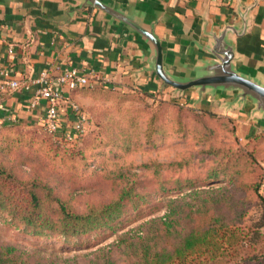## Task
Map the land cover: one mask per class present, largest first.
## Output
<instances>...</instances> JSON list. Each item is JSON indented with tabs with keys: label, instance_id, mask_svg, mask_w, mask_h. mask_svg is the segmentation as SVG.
<instances>
[{
	"label": "rangeland",
	"instance_id": "rangeland-1",
	"mask_svg": "<svg viewBox=\"0 0 264 264\" xmlns=\"http://www.w3.org/2000/svg\"><path fill=\"white\" fill-rule=\"evenodd\" d=\"M184 93L126 86L101 90L98 100L82 94L93 100L78 102L89 116L83 145L48 137L34 123L1 124L0 162L47 183L73 210L91 211L125 187L149 202L136 209L130 202L112 226L70 240L0 218V248H17L24 264H145L144 242L166 263L264 264V208L255 192L262 181L264 195V144H249L257 133L247 140L232 120L210 117ZM212 223L219 230L205 241L192 234Z\"/></svg>",
	"mask_w": 264,
	"mask_h": 264
},
{
	"label": "crops",
	"instance_id": "crops-1",
	"mask_svg": "<svg viewBox=\"0 0 264 264\" xmlns=\"http://www.w3.org/2000/svg\"><path fill=\"white\" fill-rule=\"evenodd\" d=\"M123 8H132L144 19L158 17L155 31L162 40L165 63L170 69L181 63H199L211 56L196 41L209 43L208 31H220L225 24L241 21L238 7L256 1L250 12V28L237 40V68L264 80V0H106ZM83 0H0V66L12 75L27 79L28 87L0 92V125L8 122L41 123L43 108H32L42 71L55 78L66 67L95 71L108 86H132L147 93L165 91L162 81L145 68L142 58L148 47L122 22L106 12L85 6ZM14 47V54L9 48ZM100 83V82H99ZM97 83V84H99ZM96 85V84H95ZM194 102L198 93H185ZM80 104L93 100L78 92L69 94ZM232 96L204 93L196 106H208L219 114L235 117L239 132L247 140L264 129V118L251 114L249 104L230 107ZM67 126L76 120L67 104L61 110Z\"/></svg>",
	"mask_w": 264,
	"mask_h": 264
},
{
	"label": "trees",
	"instance_id": "trees-1",
	"mask_svg": "<svg viewBox=\"0 0 264 264\" xmlns=\"http://www.w3.org/2000/svg\"><path fill=\"white\" fill-rule=\"evenodd\" d=\"M117 88L119 87H112L108 86L106 83H99L93 86H86L72 90L70 93L78 92L98 100L99 96H101V90L107 91ZM172 89L173 88L170 87L165 91H157L156 94H165V92H169ZM145 93L153 95L147 92ZM87 110L91 111L90 108ZM204 112L210 117L228 118L233 121L237 128H239V122L233 116L218 115L217 112L211 109H206ZM97 120H99V117ZM34 126L44 131L48 137L53 138L55 136L45 129L42 121L41 123L34 124ZM86 135L87 133L80 135V137L78 136V140L73 142L67 141L64 138L59 139L56 137V139L60 142H66L69 144L81 141V144L83 145L86 140ZM258 143L262 145L264 144V131L258 132L254 138L249 141V144ZM259 151H261L260 147ZM176 164L181 166L183 162L180 161ZM210 177L212 178L211 180H218L216 173L211 174ZM260 186H262V181L255 184V192L262 207L264 208V195L260 193ZM145 198V195L135 192L133 187H125L120 191L116 199L103 203L99 207H96L86 213L77 212L73 210V208L65 201H63V199L56 196L50 185L47 183H44L36 178H20L15 172L0 162V218L7 224H11L15 227H21L24 231L33 235L62 237L65 240H70L72 237L78 238L97 231L100 228L112 226L113 223L118 221L125 214L128 203L132 202L135 204V209L140 208L143 204H147L149 202V200H146ZM140 200L142 201L140 202ZM173 222L174 219H167L164 224L168 225V223L172 224ZM213 225H215V223L209 225L202 233L195 234L193 232L192 234L198 236L199 238L204 236L203 241H205L208 234H213L219 230ZM260 226H264V223ZM221 230L223 229L221 228ZM120 238L121 243L127 241L122 237ZM142 247L143 256L150 261L149 264H185V262H187L186 259L181 257L179 262L171 260L166 263L165 261L167 260H161V253L159 251H153L151 245L143 242ZM184 251L185 250L180 251V253L183 254ZM109 252H111V249ZM146 259H144L145 264H147ZM19 260L20 264H24L22 257L18 254L17 248L13 246H3L0 248V264H18Z\"/></svg>",
	"mask_w": 264,
	"mask_h": 264
},
{
	"label": "water",
	"instance_id": "water-1",
	"mask_svg": "<svg viewBox=\"0 0 264 264\" xmlns=\"http://www.w3.org/2000/svg\"><path fill=\"white\" fill-rule=\"evenodd\" d=\"M255 5L256 1L245 8L238 7L241 18L239 23H227L220 31H208L211 39L209 43L196 41L211 56L199 63L179 62L174 69H170L165 63L162 40L155 31L157 16L147 20L132 8H123L106 0H83L80 8H98L125 24L144 40L148 46L142 55L148 64L145 69L162 81V88L171 87L180 93L194 89L198 93L194 103L200 101L204 93L215 95L221 92L232 96L228 102L230 107L249 104L252 115L264 118V80L240 71L236 65L238 47L234 37L247 34L250 28V12Z\"/></svg>",
	"mask_w": 264,
	"mask_h": 264
},
{
	"label": "built area",
	"instance_id": "built-area-1",
	"mask_svg": "<svg viewBox=\"0 0 264 264\" xmlns=\"http://www.w3.org/2000/svg\"><path fill=\"white\" fill-rule=\"evenodd\" d=\"M231 2L232 0H225ZM14 47L9 48V53L14 54ZM32 83L38 87L30 103L32 108H43L41 121L45 129L59 139L73 142L78 136L85 133L89 116L82 106L70 97L72 90L93 86L97 83H106L95 71L66 67L55 78L48 71H42ZM27 79L15 78L7 66H0V92L6 90H19L23 86L28 87ZM69 105L75 114L76 120L67 126L62 121L61 110L63 105Z\"/></svg>",
	"mask_w": 264,
	"mask_h": 264
}]
</instances>
